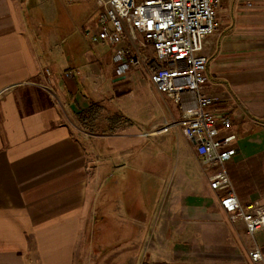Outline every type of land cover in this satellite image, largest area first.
<instances>
[{
  "label": "crops",
  "instance_id": "0c3cea01",
  "mask_svg": "<svg viewBox=\"0 0 264 264\" xmlns=\"http://www.w3.org/2000/svg\"><path fill=\"white\" fill-rule=\"evenodd\" d=\"M93 1L90 37L98 8ZM23 3L0 0V264L81 263L90 201L112 158L109 148L123 151V181L131 192L123 222L133 224L135 233L124 235L130 245L123 249V264H264V229L253 237L241 219L221 208V192L210 187L212 172L181 130L144 134L178 119L181 107L156 88L142 66L117 74L109 45L92 41L80 56L51 52L48 42L33 37ZM217 13L219 27L201 51L209 58L204 91L213 101L207 110L233 120L220 135H237V153L227 170L237 195L250 205L264 201V0H220ZM139 69L166 102L163 115L149 109L147 119L137 122L123 107V133L112 132L107 116L95 126L88 123L94 131L80 129L81 112L92 102L126 94ZM181 137L182 146L176 140ZM158 141L176 142L175 160L182 162L166 202L159 201L154 186L160 165L172 164L174 154L160 146L154 150ZM189 151L204 173L196 189L184 170ZM129 155L135 161L128 179ZM143 160L154 167H144L150 171L146 201L137 186L143 172L137 161L143 166ZM256 247L262 253L257 262L251 258Z\"/></svg>",
  "mask_w": 264,
  "mask_h": 264
},
{
  "label": "built area",
  "instance_id": "2783aa9c",
  "mask_svg": "<svg viewBox=\"0 0 264 264\" xmlns=\"http://www.w3.org/2000/svg\"><path fill=\"white\" fill-rule=\"evenodd\" d=\"M95 1L96 28L91 39L95 44L111 46L116 73L124 75L134 66H142L156 88L181 107L178 119L166 120L144 134L179 128L195 148L201 165L212 172L210 187L221 192V208L231 219H241L254 237L264 229V202L246 205L237 195L227 170L237 153V135H220L233 120L207 110L213 100L204 91L209 58L201 51L219 27L220 0ZM251 258L255 262L262 259L259 247L251 251Z\"/></svg>",
  "mask_w": 264,
  "mask_h": 264
},
{
  "label": "rangeland",
  "instance_id": "374dc122",
  "mask_svg": "<svg viewBox=\"0 0 264 264\" xmlns=\"http://www.w3.org/2000/svg\"><path fill=\"white\" fill-rule=\"evenodd\" d=\"M23 2L24 9L29 17L33 37L48 42V48L51 52L61 54L64 51L62 55L80 56L85 48L92 44V39L87 35L86 30L90 26L89 23L95 19L93 17L95 13L93 0H79L74 3H68L66 0H23ZM86 22L87 24L83 28V24ZM92 27L93 25L91 29ZM139 70L138 80L134 82V86L131 84L127 85L128 90L126 94L120 97H113L112 100H107L106 103L98 102L105 106L106 110L104 109L99 112L102 116H98L96 124L100 123L101 117L107 116L112 121L111 130L119 134L123 133L124 119L122 115L120 122L117 114L120 115L122 113L123 107L131 112L128 118L130 120L134 119L137 122L147 119L146 112L149 109H161L160 115H163V109L167 110V104L162 96L151 83H147L144 71L142 69ZM110 112L112 114L108 115ZM89 121H91V117H89ZM82 127L80 126V129L84 128ZM85 129H83L84 132H86ZM89 129L91 128L89 127ZM176 140H179L181 146L184 144L182 137ZM153 147L154 150H157V147H159L160 151L166 149V152L174 154L172 164L166 163L163 166L160 165L159 182L154 186L157 189L155 194H158L159 201L166 202L168 196L174 193L173 188L177 184L176 180L179 176L182 162H176L175 160V153L178 150L176 142L173 145L171 142H163L162 144L158 141L153 144ZM109 149V155L112 158L106 164L102 178L97 185L95 200L93 198L90 201L93 204L88 211L85 232H83L80 243V264H123V249L130 245L125 240L124 235L128 232L135 233V226L133 224L123 222V214L125 213L126 215L125 200L131 193L127 192L129 181L127 183L123 181V151L120 152L116 148ZM129 157V169L126 176L128 179L133 173L131 166L135 161L134 155H129ZM186 158L187 162L185 164L187 165L184 167V170L190 173L193 188L196 189V186H199L198 176L204 173L190 151ZM137 163L139 167H143V172L137 176V186L143 195V200L146 201V190L149 180L147 172L150 171H146L144 167L149 169L153 165H151L152 162H148L147 160H143V166L139 161ZM170 182L172 185H169ZM181 187L180 192H185L186 190H183V185ZM189 193L192 195V198L197 195L196 191ZM155 201L156 198L153 199V202ZM124 219L128 220L127 217ZM142 252H144V249H142ZM142 257L144 256L141 255L140 259Z\"/></svg>",
  "mask_w": 264,
  "mask_h": 264
},
{
  "label": "trees",
  "instance_id": "16d2710c",
  "mask_svg": "<svg viewBox=\"0 0 264 264\" xmlns=\"http://www.w3.org/2000/svg\"><path fill=\"white\" fill-rule=\"evenodd\" d=\"M103 105H101L100 103L98 102H92L88 109H85L81 112L80 114V118H81V123L83 124V127H85L87 130L89 131H94V126L96 124V119L98 118V116L100 115L99 112L103 111ZM121 115V114H120ZM119 114H117V116H119V120L121 122V117L122 115L120 116ZM89 117H91V121H89ZM111 121V119H110ZM94 123V126H90L88 123ZM111 124H112V121H111ZM89 127L91 129H89ZM93 127V128H92ZM114 132V131H112Z\"/></svg>",
  "mask_w": 264,
  "mask_h": 264
}]
</instances>
